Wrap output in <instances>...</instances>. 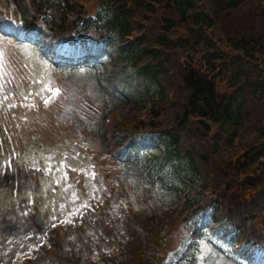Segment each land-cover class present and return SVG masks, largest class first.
Here are the masks:
<instances>
[{
  "label": "rangeland",
  "instance_id": "rangeland-1",
  "mask_svg": "<svg viewBox=\"0 0 264 264\" xmlns=\"http://www.w3.org/2000/svg\"><path fill=\"white\" fill-rule=\"evenodd\" d=\"M10 1L12 10L6 15L4 7ZM99 6L98 0H91L87 7L93 13ZM254 7L264 34L259 0H249L241 12L251 15ZM30 15L27 0H0V22L10 26V36L23 39L0 35V264H126L146 246L150 248L135 264H148L160 248L165 251L164 236L168 252L163 264H180L188 251L192 255L183 264H264L262 252L229 242V229L213 221L210 206L198 215L204 237L189 250L195 240L176 219L181 198L169 186V171L149 177L142 165L125 156L128 148L135 155L147 149L162 155L156 135L133 138L121 125L135 114L143 116L148 108L145 92L155 90V85L116 60L115 49L103 44L82 47L91 61L82 57L76 64L68 63L67 56L80 47L51 40L45 26L23 27L22 18ZM49 19L61 20L55 11ZM52 51L55 60L68 66L54 65ZM109 113L113 115L107 128L103 117ZM108 129L122 139L113 158L101 136ZM174 178L186 201L208 200L197 192V177ZM55 223L60 227L50 228ZM163 227L165 232H160ZM141 228L152 241L148 245L136 237ZM156 230L159 237L154 236Z\"/></svg>",
  "mask_w": 264,
  "mask_h": 264
},
{
  "label": "trees",
  "instance_id": "trees-1",
  "mask_svg": "<svg viewBox=\"0 0 264 264\" xmlns=\"http://www.w3.org/2000/svg\"><path fill=\"white\" fill-rule=\"evenodd\" d=\"M29 2L38 15L52 8L62 20L74 14L73 25H55L59 39L74 42L81 30L75 37L70 29L82 23L90 27L86 40L114 47L155 83L151 110L128 125L159 133V168L176 162L173 174L201 178L218 204L215 218H226L234 241L264 248V34L256 7L245 15L249 0H99L91 17L90 0ZM198 118L213 130L205 132ZM146 156L137 158L154 159ZM198 207L185 206L184 214L195 234Z\"/></svg>",
  "mask_w": 264,
  "mask_h": 264
},
{
  "label": "snow or ice",
  "instance_id": "snow-or-ice-1",
  "mask_svg": "<svg viewBox=\"0 0 264 264\" xmlns=\"http://www.w3.org/2000/svg\"><path fill=\"white\" fill-rule=\"evenodd\" d=\"M9 27L10 26H6V25H4L2 22H0V34H3V35H11L12 34V32L11 31H9ZM2 69H3V64L2 63H0V71H2ZM47 91H52V89L51 88H48V89H46ZM59 89H56L55 90V93L56 94H59ZM5 99H7V97H5ZM25 99H27V97H25ZM51 99V97H49L48 99H46L45 100V104L47 105L48 103H49V100ZM31 106H35V105H31ZM10 107H14V105H10ZM93 176L95 175V173H93L92 174ZM57 183H59V181H57Z\"/></svg>",
  "mask_w": 264,
  "mask_h": 264
},
{
  "label": "water",
  "instance_id": "water-1",
  "mask_svg": "<svg viewBox=\"0 0 264 264\" xmlns=\"http://www.w3.org/2000/svg\"><path fill=\"white\" fill-rule=\"evenodd\" d=\"M199 122H200V124H202L207 130L210 129V126H209L208 124H206L205 122H203V121H199Z\"/></svg>",
  "mask_w": 264,
  "mask_h": 264
}]
</instances>
